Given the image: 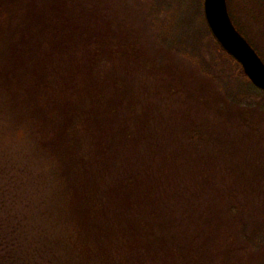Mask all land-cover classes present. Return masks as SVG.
Instances as JSON below:
<instances>
[{"label":"rangeland","instance_id":"obj_1","mask_svg":"<svg viewBox=\"0 0 264 264\" xmlns=\"http://www.w3.org/2000/svg\"><path fill=\"white\" fill-rule=\"evenodd\" d=\"M158 1L163 2L162 9L166 10L176 2L166 6L169 1ZM228 2L233 26L264 63V0ZM97 5L94 17L101 29L108 32L103 24H113L120 31L113 32L111 37L102 35L103 41L111 45V40L122 39L121 44H126V48L119 56L122 59H114L102 70L100 114L97 112L106 121L102 134L97 136L94 129L87 130L77 138V146L71 148V154L67 153L64 158L71 181L60 176L58 160L65 155L57 153L60 143L55 145V150L47 149L42 139L51 132H37L29 122L32 108L21 102L22 94L28 90L23 84L11 85L4 81L7 83L4 87L3 82L0 83L1 91L5 92L0 97V264H83L80 257L72 259L73 253H79L76 246L80 245L71 239L70 219L77 216L78 209L89 211L98 201L104 203L106 211L113 216V205L120 206L126 197L129 199L131 191L134 192L132 185L126 194L113 189V184L120 181L115 178L121 175V167L125 171L131 168L134 173L138 170L133 183L141 180L142 189L153 188L152 196L156 194L153 185L158 186L162 193L159 197L166 199L164 209L176 202L168 199L174 194L166 192L170 184L176 182L197 195L207 180V186L201 191L203 196L224 188L222 193L235 191L239 200L264 212L263 95L252 93L253 97H245L240 102L229 101L201 74L199 67L177 52L159 47L150 26L154 13L149 12L151 0H98ZM160 15L164 20V14ZM201 25L191 24L193 30ZM196 35H190L195 45L200 41ZM176 37L177 34L174 37L177 40ZM132 41L140 48L137 58L133 59L128 54ZM70 49L68 55L72 54L75 61L84 58L83 46ZM200 50V55L210 65L213 59L206 47ZM218 65L212 64L211 70L216 78L225 68L224 62ZM63 86L72 89L77 96V104L72 103L74 108L69 105L73 114L89 109L81 107L87 104L88 91L76 75L71 72ZM80 88L81 92L76 90ZM8 91L17 93L16 103L24 108L22 112H13L8 104L12 102ZM32 100L30 103L34 105L35 100ZM115 100L118 109L113 118L108 107ZM78 114L71 115V125L79 124L77 119L83 120L86 116ZM103 114L107 116L105 120ZM52 115L47 116L52 118ZM112 123L119 133L123 134L124 129L128 132L124 133V138L117 134L119 163L112 160L115 150L107 156L118 173L114 179L110 172L104 171L107 161L95 150L91 151L92 144L105 142L106 136L112 135ZM87 170L93 171L96 177H85ZM93 181L97 187L90 185ZM70 183V190L75 192L67 195L66 186ZM182 193L179 191L178 195ZM106 194L111 198L104 196ZM197 201L208 200L204 197ZM113 217H109V222L115 229Z\"/></svg>","mask_w":264,"mask_h":264},{"label":"trees","instance_id":"obj_2","mask_svg":"<svg viewBox=\"0 0 264 264\" xmlns=\"http://www.w3.org/2000/svg\"><path fill=\"white\" fill-rule=\"evenodd\" d=\"M167 1L170 3L166 6H171L178 0ZM176 2L166 10L162 9V1L151 0L152 10L149 12L154 13L150 26L155 33L156 44L177 52L199 67L201 74L209 78L216 90L229 101L240 102L245 97H253L252 93L264 97V93L250 84L241 67L211 37L203 19L202 0H183L181 3L184 6ZM97 3L98 0H0V83L3 82L4 87L7 83L23 84L28 90L22 94L21 102L25 107L32 108L31 126H35L37 132H51V135L46 133L43 136V145L55 150V145L60 143L57 153L65 154L63 158L58 157V169L63 180L64 177L72 180L64 158L67 153L71 154V148L77 146V138L92 129L100 136L104 128L102 125L106 126V121L98 115V107L101 106L99 90L104 80L102 70L114 59H122L119 56L126 48V44H121L122 39L111 40V45L103 41L105 34L111 37L120 31L113 24H103L108 32L101 29V24L94 17ZM228 3L226 0L231 18ZM160 14H164V20L160 19ZM231 21L233 23L232 18ZM191 24H202V27L196 26L193 30ZM194 33L200 39L196 45L190 38ZM176 34L177 40L174 38ZM76 46L85 49L81 61L72 59V54L68 55L72 50L70 48ZM204 47L213 59L210 65L200 55V48ZM138 49L139 45L132 41L128 53L132 59L137 58ZM129 55L124 53L132 61ZM220 62L225 63V68L216 78L211 70ZM68 70L88 91L87 104L81 107L89 109L74 112L76 115H86L83 120L77 119L79 124L74 125H71V115L74 114L70 106L74 108L72 103L77 104V96L72 89L63 86L64 79L70 77ZM1 90L0 97L5 93ZM55 90L59 92L54 93ZM76 90L81 92L83 89ZM8 92L12 100L8 104L13 112H22L24 108L16 103L19 99L17 93ZM32 98L34 105L30 103ZM117 106L115 100L108 107L109 115L113 118L117 115ZM49 113H53L52 118L47 116ZM103 116L105 120L107 116ZM113 124L112 135L106 136L105 142L92 144L91 151L95 150L107 161V165L103 166L104 171L110 172L114 179L118 173H115L107 156H111L115 150L112 160L119 163L116 155L119 146L117 134L124 138L127 129L123 134L119 133ZM53 155L56 156L55 152ZM137 171L134 173L131 168L125 171L121 167V175L115 178L120 180L118 184H113L117 193L126 194L129 186H134V192L131 191L129 199L126 197L121 207L113 205V216L116 218L109 215L104 203L98 201L94 203L95 206L89 207V211L78 209L77 216L70 219L71 239L80 245L76 246L79 253H73L72 259L80 257L83 264H264V212L239 200L235 191L222 193L224 188L215 194L203 196L201 191L207 186V180H204L202 189L198 190L197 186V195L176 182L170 184L166 192L174 194L168 199L176 202L164 209L166 199L159 197L162 193H159L158 186L153 185L156 194L152 196L153 188L142 189L141 180L133 183ZM98 172L102 173L100 169ZM92 175L95 176L94 172L87 170L85 177ZM90 185L97 187L94 181ZM70 189L71 183L66 186L67 195L75 192ZM179 191L183 193L178 195ZM187 194L191 197L188 198ZM104 196L111 198L108 194ZM204 197L208 201H197ZM107 216L115 219V229Z\"/></svg>","mask_w":264,"mask_h":264},{"label":"water","instance_id":"obj_3","mask_svg":"<svg viewBox=\"0 0 264 264\" xmlns=\"http://www.w3.org/2000/svg\"><path fill=\"white\" fill-rule=\"evenodd\" d=\"M202 14L216 44L241 67L250 84L264 93V63L231 23L226 0H202Z\"/></svg>","mask_w":264,"mask_h":264}]
</instances>
